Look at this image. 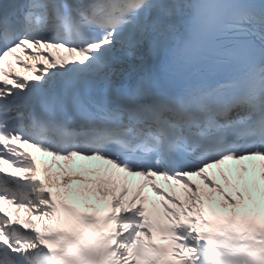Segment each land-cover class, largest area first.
<instances>
[{"label":"snow or ice","instance_id":"6c2138e0","mask_svg":"<svg viewBox=\"0 0 264 264\" xmlns=\"http://www.w3.org/2000/svg\"><path fill=\"white\" fill-rule=\"evenodd\" d=\"M61 49L73 59L49 51ZM13 141L103 161L92 195L110 210L58 204ZM257 160L264 181V0L0 2V264H264L255 166L242 175Z\"/></svg>","mask_w":264,"mask_h":264},{"label":"bare ground","instance_id":"6f19581e","mask_svg":"<svg viewBox=\"0 0 264 264\" xmlns=\"http://www.w3.org/2000/svg\"><path fill=\"white\" fill-rule=\"evenodd\" d=\"M41 62L43 63L42 60H38L36 63L39 65V63H41ZM85 182L86 181H84V180L83 181H75V180L74 181H71L70 184H69V189H71L70 192L65 189V187L63 186V183L62 182H54V190L56 191V193L59 191L61 193V196L70 194L75 189L83 190V191H89V192L95 191V185H93V187L84 188ZM217 182L223 183L222 181H217ZM58 185H59V187H58ZM66 192H67V194H65ZM245 200H246V198H245Z\"/></svg>","mask_w":264,"mask_h":264}]
</instances>
